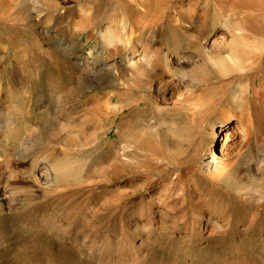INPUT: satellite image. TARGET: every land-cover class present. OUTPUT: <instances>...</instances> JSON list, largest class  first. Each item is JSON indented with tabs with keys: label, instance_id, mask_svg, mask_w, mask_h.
Returning a JSON list of instances; mask_svg holds the SVG:
<instances>
[{
	"label": "bare ground",
	"instance_id": "bare-ground-1",
	"mask_svg": "<svg viewBox=\"0 0 264 264\" xmlns=\"http://www.w3.org/2000/svg\"><path fill=\"white\" fill-rule=\"evenodd\" d=\"M126 2H75L55 14V7L47 0H0V22L14 44L13 51L0 47L2 63L12 57L33 80L30 65L35 60L17 36V31L24 28L62 59L53 56L50 61L69 81L66 96L81 101L90 97V92L96 96L97 89L113 88L91 108L96 118H120L119 123L112 121L110 129L117 124L120 133L124 118H138L150 106L172 119L140 132L138 140L135 137L133 141L135 145L125 146L133 153L140 152L145 160L155 161V167L141 161L139 164L137 156L132 155L84 177L85 166L79 165L81 161L66 147L88 146L93 140L74 137L79 129L72 127L73 120H67L70 114L57 107L55 119L65 117L61 129L44 128L49 140L61 146L33 156L34 184L45 194L100 184L110 189L128 186L129 191L110 199L109 205L140 193V221L159 216L156 219L160 225L171 224L177 229L185 223L182 233L189 240L202 239L205 232L209 238L226 234L222 231L231 220L219 223L214 215L218 208L212 204L217 192L220 197L228 194L226 187L244 203L243 233L252 235L257 228H264V0ZM211 14L219 20H212ZM210 24L214 28L219 24L225 33H208ZM162 31L166 49L154 46ZM91 42L94 45L90 46ZM191 44L196 47L188 51ZM19 77L18 73L11 75L12 89L19 84ZM212 78L221 84L217 88L222 93L216 100L206 94L213 88ZM240 79L248 83L241 84ZM62 81L51 80V91L61 92ZM3 82L2 68L0 111L10 116L14 106L9 100L2 103ZM135 91L140 97H133ZM154 92L166 106L157 103L151 94ZM185 119H189L187 128L182 124ZM6 127H13L12 122L7 120ZM190 134L194 140L187 141ZM236 136H240L239 144L233 152H225L230 138ZM164 140L169 143L168 156H157L155 150H161ZM35 148V140L25 138L21 158ZM220 150L223 155H218ZM136 174L144 177L136 180ZM202 179L206 188L213 189L211 193L198 185ZM6 197L0 195L1 199ZM187 200L192 208H187ZM176 208L178 217H170L171 223L165 221ZM203 222L213 225L212 230L202 228Z\"/></svg>",
	"mask_w": 264,
	"mask_h": 264
},
{
	"label": "rangeland",
	"instance_id": "rangeland-1",
	"mask_svg": "<svg viewBox=\"0 0 264 264\" xmlns=\"http://www.w3.org/2000/svg\"><path fill=\"white\" fill-rule=\"evenodd\" d=\"M47 1L51 7H55L52 10L54 13L63 11L71 3L87 2ZM94 1L105 3V0ZM122 2L127 3L126 0ZM210 17L212 20H219L215 14ZM3 24L0 22V47L5 46L13 51L14 44L9 40ZM17 32L20 33L17 36H21L24 47L35 60V64L30 65L34 78L32 80L12 57L3 63L0 60L4 81L2 103L9 100L14 106L10 116L5 110L0 111V195L7 196L5 199L0 198V264H264V228H257L250 236L244 235L241 222L244 203L226 187L228 194L220 197L217 192V196L212 199V204H216L214 206L218 208V211L213 212L219 223L231 220L222 231L226 234L209 238L208 232H205L202 239L194 240L184 238L182 232L186 230L185 223L181 229H177L171 224L164 227L160 225L156 219L159 216L150 219L149 223L146 221L149 218L146 217L140 221V193L109 205L110 199L119 198L120 194L129 191L128 186L110 189L107 185L100 184L94 188H74L57 194H45L39 190L32 178V158L46 148L61 146L49 140L48 130L44 128L58 130L65 122V117L62 116L55 119L58 115L55 108L61 107L62 111L70 114L67 120H73L72 127L79 129L73 133L74 137L80 141L93 140L88 146L66 147L81 161L79 165L85 166L84 177L132 155L137 156L139 164L141 161L144 165L149 163L151 168L155 167V161L145 160L140 152L133 153L125 146L135 145L133 141L140 132L151 129L164 120L171 122L172 119L150 106L138 118H124L126 122L122 121L121 132L117 133V124L112 129L109 127L114 120L119 123V117L99 119L91 109L102 102L113 88L97 89L96 96L90 92V97L81 101L66 96L69 88L65 87L70 85L69 81L54 69L50 61L53 56L60 59L56 56L57 53L46 42L32 36L27 29L20 28ZM207 32L220 34L224 31L219 24L216 28L210 24ZM164 39L165 32L162 31L154 46L161 45L162 49H166ZM195 47L194 44L188 45V51ZM13 73L20 75L15 89H12ZM53 79H63L61 92L51 91L49 85ZM238 82L248 83L241 79ZM211 84L213 88L208 89L206 94L216 100L222 93L217 88L221 84L214 78ZM133 93L134 98L140 97L139 91ZM151 94L156 97V92ZM156 98L158 104L166 106L159 97ZM7 120L12 122L13 127H6ZM182 124L187 128L189 119L183 120ZM96 129L97 132L94 133ZM222 137L218 138L220 146L223 144ZM25 138L35 140L37 148L21 158L20 149ZM186 140H194V136L190 134L186 136ZM240 141V136L230 138L225 152H233ZM168 144L166 140L162 142L161 150H155L157 156H168ZM223 154L221 150L218 152V155ZM168 159L173 161V158ZM135 177L133 178L140 180L144 176L136 174ZM202 180L198 184L200 188L207 194L211 193L213 189L209 186L206 188L207 184ZM187 208H192V203L188 200ZM207 208L205 207V211ZM177 212V208L170 212L165 221L171 223L170 217L177 218ZM203 226L207 227V231L213 228V225L206 222H203L202 228Z\"/></svg>",
	"mask_w": 264,
	"mask_h": 264
}]
</instances>
